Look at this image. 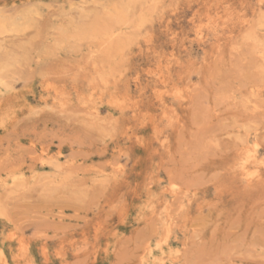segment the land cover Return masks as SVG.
Returning <instances> with one entry per match:
<instances>
[{
    "label": "rangeland",
    "instance_id": "rangeland-1",
    "mask_svg": "<svg viewBox=\"0 0 264 264\" xmlns=\"http://www.w3.org/2000/svg\"><path fill=\"white\" fill-rule=\"evenodd\" d=\"M0 264H264V0H0Z\"/></svg>",
    "mask_w": 264,
    "mask_h": 264
}]
</instances>
